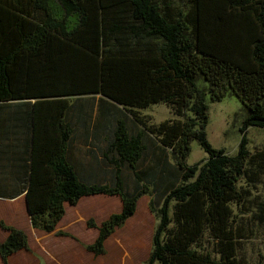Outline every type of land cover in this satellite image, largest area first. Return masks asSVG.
<instances>
[{"label": "trees", "instance_id": "1", "mask_svg": "<svg viewBox=\"0 0 264 264\" xmlns=\"http://www.w3.org/2000/svg\"><path fill=\"white\" fill-rule=\"evenodd\" d=\"M227 94L246 111L240 133L264 128V0H0V174L24 176L0 175V197L28 186L35 115L57 105L59 142L47 160L45 208L29 214L33 228L53 231L65 203L116 195L118 212L98 226L87 221L97 233L84 248L102 255L146 195L156 220L146 264H247L241 240L264 228V198L251 212L243 207L249 219L241 214L239 225L230 203L242 208L238 182L264 170V147L251 151L243 134L233 154L211 146L205 98ZM81 97L97 99L95 120L80 114ZM64 98L74 99L65 105ZM156 103L170 107L172 118L148 123L139 110ZM80 134L87 156L109 167L110 178L97 181L69 159ZM194 140L207 154L199 165L186 162ZM0 228L8 232L0 241L8 264L9 255L28 249V237L2 220Z\"/></svg>", "mask_w": 264, "mask_h": 264}, {"label": "rangeland", "instance_id": "2", "mask_svg": "<svg viewBox=\"0 0 264 264\" xmlns=\"http://www.w3.org/2000/svg\"><path fill=\"white\" fill-rule=\"evenodd\" d=\"M73 99L64 98V104L68 105V102ZM79 99L84 109L80 114L88 113L95 120L97 117V99L90 97H81ZM205 100L208 104V121L205 131L207 139L213 148H222L226 153L233 154L237 151L242 134L246 137L247 147L251 151L264 147V128L249 126L243 133H240L239 128L246 111L234 94H227L220 101H211L207 95ZM44 110L46 111L43 115L36 113L33 124L35 133L32 147V168L34 170L39 168V164H34L36 160L47 161L48 157L57 150L51 143L55 130L52 133L50 131L52 127H56V119L62 113V108H58L57 105H50L48 107L45 106ZM46 112L51 118H45ZM139 112L148 119V123L153 124L173 116L170 107L164 103L149 105L139 110ZM74 127H82L81 122L76 119ZM89 127L92 126L89 125ZM81 138V134L75 137L74 140L77 141L70 146L69 159L74 166L80 173L88 166L90 170L88 175L97 181L110 178L111 169L104 164H98L97 161L94 162L87 156L85 151L88 148L85 146V141ZM96 148L98 147L95 146ZM190 149V153L186 158L187 164L199 165L207 157V154L195 140L191 142ZM98 154L99 150L95 152V157ZM147 157H149V153L145 156V158ZM170 160L174 162L171 158ZM44 171L48 172L45 177L38 181H32L36 187L35 191L40 195L38 198L36 197L39 205L43 204L44 201L46 202L44 198L52 177L49 167H46ZM127 176H130L129 173H127ZM127 181L130 182L131 179L127 177ZM238 185L242 190L244 204L240 209L236 202L230 203L233 210L232 221L234 225H239V220L249 219V213L255 209L258 202L263 200L264 170L257 172L253 181L248 178H241ZM102 195L85 197L77 205L68 207L66 218L64 223H61V227L55 229L56 231L54 230L49 235V238L45 237V242L49 244L51 251V244L54 241L56 247V250H53L52 255L48 258V262L51 261V264H55L54 260L58 258L60 264H146L156 224L154 216L148 209V196L146 195L138 199L134 214L107 238L104 254L93 256L85 250L84 245L91 243L97 233L96 227H89L87 221L91 219L98 226L102 220L108 218L110 214L118 212L121 208V202H119L117 197ZM152 198L155 200L156 195L154 194ZM243 207H246L250 212L243 211ZM241 214L242 219H240ZM60 232L65 233V235L58 234ZM33 242L35 245L37 244V241L33 240ZM58 253L61 255H56ZM35 254L39 258L40 264H43V254L45 253L39 250ZM239 254L247 264H264V228L258 226L254 235L246 233V237L241 240Z\"/></svg>", "mask_w": 264, "mask_h": 264}, {"label": "crops", "instance_id": "3", "mask_svg": "<svg viewBox=\"0 0 264 264\" xmlns=\"http://www.w3.org/2000/svg\"><path fill=\"white\" fill-rule=\"evenodd\" d=\"M17 104V103H16ZM16 106V105H14ZM31 109H33L32 103H31ZM55 130V134L53 133L52 136V145L54 146L55 149L58 147V142H59V136L57 132V128L52 127V130L50 131L51 133ZM33 138H34V127H31L30 131V158H29V168H28V176L27 177V182L30 184L32 183L33 180H40L42 177H45L48 172L44 171L47 166V161H38L34 164H39V168L37 170H34L32 167V147H33ZM19 162H16L18 164ZM21 164V163H20ZM0 175H7L9 176L13 181H18L22 180L24 176L20 175L18 171H8V170H3L1 171ZM28 184V186H29ZM26 187L23 192L15 196L14 198H1L0 197V220H2L5 224L14 226L19 229H23L25 233L27 234L28 237V249H21L8 257V264H40L39 258L36 256V252L41 250L44 252V260L43 264H51V261L48 262V258L52 255V251L56 250L55 247V241L53 244H51L52 251L50 250V246L48 243L45 242V237L47 236L49 238V235L53 233L55 229L58 227H61V223H64V220L66 218V214L68 211V207H73L79 203L83 198L85 197H91V195L84 196L75 205H69L65 203V214L55 227V229L51 232H45L39 229H35L31 226L30 220H29V214L33 211H41L45 208V201L44 205L41 203L37 202L35 192L31 188L32 185L29 187ZM14 190V187H8L6 189V193H12ZM32 190V191H31ZM11 191V192H10ZM97 195H102V194H96L93 196ZM106 196V195H102ZM110 196V195H109ZM117 197V199L120 202V199L118 196L113 195ZM105 220V219H104ZM103 221V220H102ZM96 229V228H95ZM56 231V230H55ZM7 231L4 229L0 228V241H3L6 236H7ZM34 236V237H33ZM56 238V237H54ZM95 238V237H94ZM57 239V238H56ZM33 240L37 241V244L35 245ZM94 240V239H93ZM92 240V241H93ZM91 241V242H92ZM90 253V252H88ZM91 254V253H90ZM56 255H61L60 253ZM54 260V259H53ZM55 264H60L57 260H54ZM39 262V263H38ZM0 264L1 258H0ZM74 264V263H73Z\"/></svg>", "mask_w": 264, "mask_h": 264}, {"label": "bare ground", "instance_id": "4", "mask_svg": "<svg viewBox=\"0 0 264 264\" xmlns=\"http://www.w3.org/2000/svg\"><path fill=\"white\" fill-rule=\"evenodd\" d=\"M48 118H51V116H49Z\"/></svg>", "mask_w": 264, "mask_h": 264}]
</instances>
